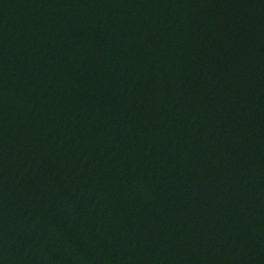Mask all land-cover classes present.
I'll list each match as a JSON object with an SVG mask.
<instances>
[{"label":"water","instance_id":"obj_1","mask_svg":"<svg viewBox=\"0 0 264 264\" xmlns=\"http://www.w3.org/2000/svg\"><path fill=\"white\" fill-rule=\"evenodd\" d=\"M0 264H264V0H0Z\"/></svg>","mask_w":264,"mask_h":264}]
</instances>
